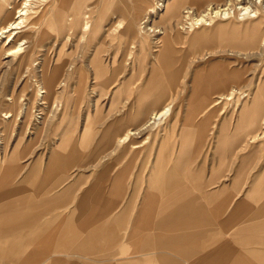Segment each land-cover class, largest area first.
<instances>
[{
	"label": "rangeland",
	"instance_id": "1",
	"mask_svg": "<svg viewBox=\"0 0 264 264\" xmlns=\"http://www.w3.org/2000/svg\"><path fill=\"white\" fill-rule=\"evenodd\" d=\"M53 1L45 4L38 1L36 4L41 5L33 8L34 13H30L19 34L28 39L24 52L27 58L20 68L17 67L18 58H5L6 47L0 46V202H17L19 197H25L37 203L51 198L47 204L41 205L42 210L35 219L29 220L28 230L47 223L61 225V229L66 231L70 225L78 226L77 220L69 218L71 210L97 207L99 210L95 217L98 221L104 218L106 228H113V235L109 233L108 240L111 242L114 238L119 241L120 238L123 245L129 225L140 206L147 179L158 163L161 141L166 148L162 152H167V156L163 157L165 168L173 169V164L180 160L183 168L200 172L205 180L211 181L209 189L223 187L226 202L228 198L237 200L242 196L255 170L263 166L264 139L237 142L235 146H230L227 137L233 133L241 106L250 102L255 86L264 80V50L262 54L245 57V50L220 42L222 39L223 43L231 40L242 46L254 34L264 36V0H200L199 8L184 3L173 15L163 14V6L168 0H151L150 7L153 8L156 1L161 5L156 9L154 6L155 12H148L147 8L134 27L137 29L144 17L148 20L142 27L147 25L149 28L153 23L158 28L163 27L167 34L165 37L168 36L174 50L167 56L171 58V67H165V60L156 56L161 44L154 45L152 41L160 35L143 34L142 40L133 37L130 32L123 33L129 18L139 11L138 0H84V3L94 2L91 29L82 34L78 29L74 30L73 24H66L59 37L55 36L51 23L44 21V16H49L51 12ZM11 2L14 5L19 1ZM206 5L229 9L221 17L219 14L206 16L205 22H201L202 30L191 26L192 18L206 11ZM241 6H248L250 14L244 13ZM102 8L106 9L104 20H100L98 14ZM186 10L190 12L184 13ZM252 12H256L257 16L251 17ZM8 13L11 9L0 15V26L8 19ZM41 15L43 19H40ZM4 40L0 39L1 42ZM237 49L244 53L234 54ZM59 53H63L66 64L55 83L56 87H43L46 93L42 94L41 85H38L43 82L40 69L50 71L53 59ZM74 56H81L82 60L73 59ZM96 61L107 66L108 71L102 76H95L88 67ZM73 63V69L78 66L82 72L68 75L66 68ZM223 64L228 72L238 71L244 77L243 82L216 93L202 90L203 85L196 88L197 74L204 73L202 79L205 84L210 75L206 70ZM221 67L218 69L221 70ZM153 69L159 71V77L166 85V96L160 106L168 105L169 110L162 123L152 124L131 139L130 144L102 146L106 132L123 129L135 120L134 115L138 113L135 94L145 85ZM32 74L37 76V81L32 80ZM214 75L221 77L220 72H214ZM235 88L241 91H232L229 100L223 99L212 105L219 94L226 95ZM41 95L46 102L44 105L39 104ZM7 114L8 117H5ZM116 120L127 121L119 123ZM197 126L203 129V134L200 129L199 144L195 140L198 136L192 134L187 139L189 146L182 148L183 131L186 128L194 131ZM83 127L86 128L81 131ZM222 127L226 128V132H221ZM222 136L225 140L220 145ZM132 144L140 146L131 148ZM112 147L115 149L113 152L110 151ZM105 154L108 155L103 158ZM53 161L55 164L52 166ZM5 192H11L8 198H5ZM86 192L92 195L91 198L81 199ZM208 207L212 208V205ZM35 209L34 206L32 211ZM227 213L217 219L209 216V224L195 229L200 242L207 237L221 240L223 232L234 227L236 222L227 225L223 222ZM63 214V219L59 220ZM49 227L41 233H49ZM177 232L152 231L156 234L154 240L175 239ZM128 242L125 246L133 249L131 251L126 252L125 248L119 251L121 249L115 243H108L103 247H93L97 251L89 255L100 257L117 250L118 253H113V256L134 255L136 264H158L149 259L148 253L141 254L142 246L134 239L130 238ZM208 242L211 244V239ZM224 243L225 246L233 244L230 238ZM161 248L171 250L176 246Z\"/></svg>",
	"mask_w": 264,
	"mask_h": 264
},
{
	"label": "crops",
	"instance_id": "2",
	"mask_svg": "<svg viewBox=\"0 0 264 264\" xmlns=\"http://www.w3.org/2000/svg\"><path fill=\"white\" fill-rule=\"evenodd\" d=\"M150 2L151 0H138L139 11L129 18L127 31H129V24L137 21L140 15L146 11ZM131 28L133 29V25ZM62 30L63 28H57L56 34L62 33ZM167 44L169 45V40ZM220 44L232 46L229 41L223 43V39ZM239 45L235 44L234 47L246 51ZM170 50L171 53L174 51L172 47H168L166 53L159 57L165 60V67L172 66V63H170L171 58L167 57ZM104 66V69H100L101 76L108 71L107 66ZM212 67H217V69L221 67V70L218 69L221 74V83L214 87L208 82V86H204L202 90L212 93L222 92L228 90L231 86L241 84L244 80V77L242 78L238 71L228 72V68L224 64L214 65L210 68ZM210 68L206 71L208 72ZM155 72V75H157L155 77L157 81L154 79L156 83L150 85V74L145 85L135 94L136 97L147 86L150 88L149 91L156 94H160L163 91V98L160 101L157 100L158 102L156 103H148L149 106L146 107L148 109L146 111H151L153 108L160 109L161 101L166 94L165 82L159 77V71L155 69ZM257 86L258 84L255 86L254 93ZM251 110L252 98L250 102L241 106L238 112V120L235 122L233 133L227 137L230 146H235L237 142H246L247 140L255 142L256 140L264 139V137L260 136L263 120L261 126L260 121L264 113V106L259 110H255L254 113L250 112ZM135 116L133 118L135 120H131L127 127L120 130L116 129L113 133L111 130L106 132L102 146H109V144L111 146L112 144L120 146L125 144L118 142L119 137L127 130L136 128L141 123V119L145 117V115H141L140 120H136ZM116 121L125 123L127 120ZM259 126L260 129L256 133ZM84 128L86 127H83L81 131H84ZM194 128V131L189 128H186L185 132L183 131L182 148L189 146L187 139L192 134L198 136L195 139L196 144L201 141L199 136L202 128H199V126ZM222 131L226 132V128L222 127ZM240 137L242 138L240 139ZM224 140L225 136H222L219 139V144L224 143ZM126 143L130 144V141ZM134 145L129 146L131 148L139 147H134ZM114 147L110 149L111 152L115 150ZM163 149L166 148L161 141L158 151V163L154 165L147 179V190L145 189L142 195L140 206L132 224L130 223L129 225L128 236L123 245L120 243V238L119 241L118 239L114 240V238H112L111 242L108 240L109 233H112L113 228H106V219L104 220V218H99L100 221H98L95 216L96 213L98 214L96 211L99 209L93 206L71 210L68 213L70 214L69 218L77 220L78 223L76 222V224L78 226L71 227L70 225V228L66 231L61 229V225L55 226L47 223L33 230H28L26 227L29 224V220L33 221L39 210H42L41 205L47 204L49 200L51 201V198H47V202L38 201L36 203L33 199L31 202L25 197H19L18 203L8 200L0 202V264H136L137 261L135 262L134 255L113 256V253H118L117 250L100 257H91L89 255L97 251L93 247H103L108 243H115L121 249L119 251H124V248L126 252L127 250L131 251L133 249H128V246H125L128 245L130 238L142 246L141 254L145 255V253H148L149 259L158 264H264V217L260 218L264 216V163L260 170H255L256 167H253L256 173L251 178L244 194L237 200L232 197L228 198L226 202V192L223 187L209 189L208 186L212 182L205 180L200 172L183 168L182 161L179 160L177 164H173V169L177 168L176 170L165 168L166 161L164 158L167 156V152H162ZM107 155L105 154L103 158L107 157ZM160 156L162 159H160ZM54 164L55 162L53 161L52 166ZM117 179L119 182V176ZM10 193L5 192V198H8ZM91 196L89 192H86L80 198L87 200ZM29 204L33 206L29 207ZM209 205H212V208L208 207ZM34 206L36 209L32 211ZM100 211L105 210L101 209ZM225 212H228V216H225V221L223 222L226 225L236 222L234 227L224 231L221 240H218V237H207L200 242L195 229L209 224V216L217 219L222 217L221 215H224ZM62 216L64 214L59 216V220L63 219ZM118 217H120L119 214ZM48 226H50L49 233L42 234L41 232ZM24 229L27 230L24 231ZM157 230L178 231V234L172 240H154L156 234L154 235L152 231L155 232ZM64 232L66 235H64ZM112 235L110 236L112 237ZM228 238L231 239L233 244L225 246L224 242ZM209 239L212 241L211 244L208 242ZM168 245L176 246V249L161 248ZM182 252H188V254H180Z\"/></svg>",
	"mask_w": 264,
	"mask_h": 264
},
{
	"label": "bare ground",
	"instance_id": "3",
	"mask_svg": "<svg viewBox=\"0 0 264 264\" xmlns=\"http://www.w3.org/2000/svg\"><path fill=\"white\" fill-rule=\"evenodd\" d=\"M17 1H19L17 4L12 5L11 0H2V2L0 4V15L5 13V10L11 9V13H8V19L6 21H4L5 23L2 26H0V39H2V38L5 39L4 42L2 41L3 43L0 41V44H1L0 46L2 48L6 47L4 50V54H3L5 58H9V57H14L16 59L18 58V66L17 67L20 68L21 65L25 62V60L27 58L24 55V52H25V48H27L26 44L28 43V39L25 37H20L19 34L22 31V29L25 27L26 20L30 16V13H34L33 8L41 5L39 3L38 4H36V3L38 1H40V2H42V4L43 3L45 4V3H47V1L49 2L51 0H17ZM217 1H220V0H217ZM184 3L193 4V5L197 6L198 8L201 6L200 0H168L163 6V8H164L163 14L168 13V14L173 15L177 11L178 7L183 5ZM159 5H161V4L156 1V3L154 4L155 9L158 8L157 6H159ZM220 5H222V4H220ZM154 6H153V8L150 7V3H149V5L147 7L148 12H155ZM206 7H207L206 11H204L198 15L196 14L197 16L196 17L194 16L192 18V22H190L191 26L195 25L196 28L201 29V26H202L201 22L202 21L205 22L204 18L206 16H208L209 14H213L214 16L219 14L218 16L221 17L222 15H225L229 9L228 7L222 8L221 6L210 7V5L209 6L206 5ZM50 8H51V12H50L49 16H44V17H46L44 19V21H47V23L48 22L51 23L52 29L54 30L55 34H56L57 28H60V29L64 28V25H66V24H73L74 25L73 28L75 31L78 29V31H80L82 34H84L85 32H87L88 30L91 29V26L94 23L92 11H91L94 8V2L84 3V0H54L51 3ZM248 9H249L248 6H241V10H243L244 13H246V14H250L248 12ZM189 12L190 11L186 10L184 13H189ZM252 13H254V14H252L251 17L257 16V15H255L256 12H252ZM98 14H99L100 20H104V17H106L105 8H102L101 10H99ZM163 14L161 15V17L163 16ZM187 16L188 15H186L185 17H187ZM41 18H42V15H41L40 19ZM144 19L145 20L142 19L139 22V26L137 29H135V27H134L136 22L135 23L133 22V23L129 24V31H127L128 28L126 25L123 32L125 34H128V32H130L133 37H135V38L140 37V39H142V40L144 38L143 34L155 33L157 35H160L158 38L156 37L154 42L152 41V44H154V45L161 44V48H160L161 50H159V54L157 55V58H159L160 55H163L164 53H166V49L168 47H171V46H169L170 43H169V45L167 44L168 40H169L168 36L165 37V35H167V34H166L165 30H163V27L158 28V26L155 25L154 23L151 24V26L149 28L147 27V25L142 27V24H145V22H147L148 17H144ZM34 22H37V21L34 20ZM118 25H120V22L118 23ZM132 25H133V29L131 28ZM32 26H34V25H32ZM202 29H204V28H202ZM60 34L61 33L56 34L55 36L59 37ZM136 34H137V36H136ZM231 39H232V37H231ZM151 40H153V39H151ZM229 42L232 45V47H234L235 44H237V43H235V41L229 40ZM244 44L245 45H242V46L239 45V47H243L244 49H246V51H244L245 53L242 52L243 50L239 51L237 49L234 51V54H238L241 52V53H244L246 55L245 57H248L250 55L260 54V53L262 54L261 51L264 50V36H261L260 34L259 35L254 34V36L250 39H247ZM0 50H1V48H0ZM172 50H173V48H172ZM170 51H169V53H170ZM62 54L59 53L58 56L56 57V59H53L54 64H52L53 67H51L52 69L50 71L48 70V72H47V70L44 68H43V70L40 69L41 72L40 71L39 72H40V76H42V78H43L42 84L44 83V85H42L41 83L40 84L38 83V85H41L40 88H42V89L40 90V92L42 94L46 93V89H43V87H47L49 89L52 87H56L55 83H56L57 79L60 78L59 76L61 75L64 63L66 60L65 57L62 56ZM234 54L232 53L231 55H234ZM29 59H31V57ZM73 59H78V61L82 60L81 56H77V57L74 56ZM96 59H98V58L96 57ZM31 62H33L32 59H31ZM34 63H33V65L36 66ZM95 63L96 64L91 65V66L88 65V67H90L92 69L95 76H101L100 75L101 74L100 69L101 68L104 69L105 66L98 63L97 61ZM112 63H113V66H115L114 61ZM73 68H75L74 63L70 64L66 68L69 70L68 75L71 73L73 74L76 71L82 72V70L78 66L76 67L75 70ZM72 71H74V72H72ZM214 72H219L217 67H215V68L212 67L209 69L210 75H209V78L206 79L207 83H205V84L203 83L204 80L202 79L204 77V73L201 72V73L197 74L195 77V83H197L196 88L199 89L200 87H202V85L208 86V82H210V85L212 84V86H214V87L219 85L221 83V77L218 75H214ZM155 74H156V72L154 69V71H152V73H151V77L149 78L150 79V85L152 83H156V81H157L155 78L157 75H155ZM31 77L33 78L32 79L33 81H37L36 75L32 74ZM149 90H150V88H149V86H147L146 89H144L143 91H141L140 93H138L136 95V101L138 104V106H137L138 113H136L135 118H138L141 115H145V117H143V119H141V120L142 121L147 120V121L145 123H142V121H141V123L137 126V128L127 130L121 137H119L118 142H120V143L129 142L132 138H136V136L140 135L143 130L150 127L152 124L156 123L158 125V124L162 123V119L167 114V112L169 110V106L168 105L162 106L160 109L153 108L151 111H149V113H147L146 107L149 106L148 103L149 104L150 103H156L163 98V94H162L163 91L160 94H156V93L151 92ZM238 90H240V89L235 88V89H231V91H229V93L226 95L219 94L217 96V98L213 101L212 105L219 103L223 99L229 100L231 98L230 94H232V91H238ZM165 96H166V94H165ZM41 99H42V101L39 104H41V105L46 104L43 95H41ZM10 103H12V102H10ZM263 106H264V80L258 84L257 89L254 93V96L252 97V110L250 112L254 113L255 110H259ZM5 117H8V114ZM261 120H263V122H262V131L260 133V136L264 137V113H263ZM143 142H144V140H143ZM137 146H140V144L134 145V147H137Z\"/></svg>",
	"mask_w": 264,
	"mask_h": 264
}]
</instances>
